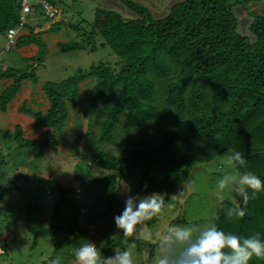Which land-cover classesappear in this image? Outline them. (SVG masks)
<instances>
[{
    "label": "trees",
    "instance_id": "1",
    "mask_svg": "<svg viewBox=\"0 0 264 264\" xmlns=\"http://www.w3.org/2000/svg\"><path fill=\"white\" fill-rule=\"evenodd\" d=\"M49 1L57 5L55 0ZM247 2L251 0H174L160 15L134 0L97 8L88 37L89 33L93 39L101 35L120 57L119 68L99 63L79 68L61 81H47L44 89L50 100L48 113L44 115L24 106L21 110L31 114L37 125L63 129L69 113L66 100L74 108L77 106L81 81L89 77L98 80L85 111L89 121L93 114V118L100 115L101 103L118 88L114 101L106 105L104 120H98L103 123L98 140L116 148L98 150L93 160L89 159L93 154L86 148L90 130L74 141L63 136L61 143L80 159L88 158L93 167L100 168L94 177L86 179L98 189L116 192L120 182L127 181L133 193L140 195L151 187L150 180L160 176L157 164L163 160L171 170L167 171L166 180L172 176L178 183L183 182L199 160V141L208 148L216 138L221 153L228 150L242 153L245 165H236L241 173L250 171L264 181V14L254 11ZM120 5L136 15L127 16ZM239 5L248 11L242 28ZM20 10L18 0H0V33L7 34L9 28L19 25ZM72 25L79 30L80 24ZM30 41L39 44L40 56H44V43L38 38L25 37L16 41V45ZM86 47L80 41L60 44L63 52ZM36 68L0 66V79L14 78L0 96L1 106L7 105L25 78L39 80ZM163 78L168 81L164 88L158 89L156 80ZM159 93L178 118L166 127L153 123L167 115L157 102ZM76 118H72L73 122ZM84 139L85 145L81 143ZM21 145L30 146L31 142ZM92 191L88 189L86 193ZM110 194L109 204L116 203L115 213L120 214L123 199L116 193ZM244 207L246 214L240 217L233 201L223 200L214 226L226 234L242 238L258 235L264 240V190L256 193L249 190V201ZM105 213H113V207H108ZM56 229L69 233L56 223L51 229L55 242L59 241ZM72 234L70 241L76 250L82 240L76 232ZM124 239L118 229L102 256L110 257L117 246L125 248ZM145 243L149 244L138 239V248ZM249 264H264V259L253 257Z\"/></svg>",
    "mask_w": 264,
    "mask_h": 264
},
{
    "label": "rangeland",
    "instance_id": "2",
    "mask_svg": "<svg viewBox=\"0 0 264 264\" xmlns=\"http://www.w3.org/2000/svg\"><path fill=\"white\" fill-rule=\"evenodd\" d=\"M55 1L58 8L63 9L64 15H67L71 24H80L79 30L73 25L67 28L70 37L77 36L79 40L78 35H80L79 41L87 47L76 52L58 53L49 59H44V57L41 60L37 59L36 62L41 63L37 69L39 77L60 80L74 75L79 68H89L99 63H109L117 67L120 57L109 45L105 44L103 37L98 35L93 39L90 33L91 38L88 37L97 8H103V0ZM254 1L256 0H251L246 5L251 6ZM40 10L42 11L41 8ZM240 14H245V11L241 9ZM41 15L42 13L33 9L28 16L29 24H32L37 16H40L39 22L43 24L46 17ZM6 41L7 34L0 33V66L2 68L25 66L13 61L15 52L5 48ZM95 79L98 81L97 78ZM167 81L168 78L156 80L158 89L164 88ZM117 93L118 88L104 99L100 106V115L93 118V114L89 126L85 128L87 131L90 130L86 148L89 154L93 152L89 159L93 160L92 156L96 155L94 153L98 150L116 148L109 142L98 140L103 127V123H98V120L105 116L106 105L114 101ZM157 102L167 115L164 119H155L154 125L166 127V124L176 123L178 120L176 112L164 104L161 93L158 94ZM68 133V123L56 132L48 131L46 138L34 149L33 153H35L29 160L30 149L23 148L19 149V152L14 151L15 139L12 135L1 131L0 137L3 139L4 148L0 155V161H2L0 194L4 189L5 194H1L0 197V264H78L74 255L73 242L70 241L73 236L72 232L79 235L82 240L81 245L89 242L95 243L101 255L105 252L107 242L117 236L118 228L114 217L119 213H115L116 203L109 204V196L112 195L110 192L116 193L123 199L125 206V194L121 186L116 192L114 190L109 192L108 189H98L92 181L86 182V179L94 177L100 168L93 167L88 158H71L59 149L58 144L64 143V138ZM198 149L199 160L192 168L187 180L183 182L178 183L170 176L171 174L167 181V171L171 172L169 163L163 160L161 164H157V173L160 176L152 182L150 180L151 187L139 195L143 197L159 193L164 196L166 202L162 213L144 225L147 238L143 240L149 244L145 243L139 249L137 238L125 237L123 241L125 248L117 246L111 251V256L115 254V250H129L133 254L134 264H155L161 255L158 246L159 236L170 225L197 226L201 229L214 225L222 202L218 198L217 182L225 174L241 172L235 164L228 163L231 150L220 152L218 138L208 148L203 147V141L200 140ZM19 154L23 156L25 162L30 161V167L46 173L47 176L35 175L33 178L29 177V174L25 175L22 169L16 170V164H22L18 158ZM28 179H33L35 184L33 187L26 186ZM125 184L130 188L127 181ZM88 189H93L91 194L86 193ZM128 194L136 196L132 190ZM226 195L231 201L238 202L240 199L231 192H227ZM108 207H113V213L110 215L105 213ZM56 223L69 231L66 233L56 229L59 231L57 242L54 239L55 232L51 231ZM7 244L10 245L7 246Z\"/></svg>",
    "mask_w": 264,
    "mask_h": 264
},
{
    "label": "clouds",
    "instance_id": "3",
    "mask_svg": "<svg viewBox=\"0 0 264 264\" xmlns=\"http://www.w3.org/2000/svg\"><path fill=\"white\" fill-rule=\"evenodd\" d=\"M228 163L243 167L245 158L241 152L235 151L229 154ZM120 186L126 197L125 206L114 217L115 225L125 237L146 239L144 225L162 213L166 206L165 198L159 193L143 197L130 195L128 193L131 189L127 184L121 181ZM249 190L253 193L264 190V181L250 171L225 174L217 182L218 198L221 201L230 198L227 192L240 198L241 203L233 201L236 214L240 217L246 214L244 206L249 201ZM158 246L161 255L155 264H249L253 257L264 259V240L258 235L242 238L226 234L214 225L202 229L197 226L170 225L159 236ZM74 255L78 264H134L131 251L115 250L113 256L103 257L93 242L82 244Z\"/></svg>",
    "mask_w": 264,
    "mask_h": 264
},
{
    "label": "crops",
    "instance_id": "4",
    "mask_svg": "<svg viewBox=\"0 0 264 264\" xmlns=\"http://www.w3.org/2000/svg\"><path fill=\"white\" fill-rule=\"evenodd\" d=\"M134 1H140L141 3H144L149 8H151L155 14L160 15L169 9V7L171 6L174 0H134ZM120 2L121 0H103L102 6L111 7L118 5ZM251 4H252L251 8L254 11H259L262 14H264V0H256ZM121 7L125 10V14L127 16L135 14V13L133 14L131 10H129L126 6L120 5V8ZM238 9H243V11H245V14L240 15L241 16L240 26L242 28L243 27L242 21L248 16V11L244 9L242 5H239ZM34 11H38L42 13L41 16L42 17L45 16L46 21L43 24L40 23L39 22L40 16H37V19L32 24H29L27 20L26 23L28 22V24L25 23L17 28V41L20 42L25 37H33V38L35 37L42 40L45 48V54L44 56H42L44 57V59H49L55 54L62 53L63 51L60 48L61 43L80 40V35H78L79 40L77 39V36H74V38L70 37L67 28L71 27L72 24L68 19L67 15H64L63 9L59 10L57 16L51 19L43 11H41L39 7L34 8ZM59 14H61V16H59ZM58 18H60V20L62 21H58L57 20ZM11 50L15 52L13 61L19 62L20 64H24L25 66H18V67L9 66V67L28 68L31 66H35L37 67L36 68V72H37V69L41 63H37L36 60L37 59L41 60L42 57L40 56L41 48L36 41L23 43L20 46H17L15 44L10 49V51ZM76 51L78 50H75L74 52ZM62 79L54 80L51 78L39 77V80L35 82L33 81L32 78H25L22 81L21 86L17 91V93L7 103V105H5L4 107L0 105V135H1V131H5L6 134L13 136L16 143L14 146V151L16 152H19L20 151L19 149H23V148L30 149L31 154L29 153L30 155L29 160L32 154L35 153V152L33 153L34 149H36L38 145H41V141L46 138L48 131L50 130L56 132L57 128L37 125L36 119L25 110L23 109L21 110V107L24 106L26 108L33 109L35 111H40L44 115H46L50 108V100L48 98L47 92L44 89L45 83L47 81L58 82L61 81ZM13 82H14L13 77L0 79V96ZM97 82L98 81H96L94 77L86 78L80 82L77 106L75 108L68 100H66V103L69 106V115L67 117L69 133L65 137L70 141H74L79 136V134L87 131V129L85 128L89 126L90 121L86 120L87 118L85 117V111L88 108L92 91L96 86ZM74 116H77V118L73 122L72 118ZM22 142H28V144L29 142H31V145L22 146L21 145ZM83 142L84 140L81 143L83 144ZM58 147L63 153L67 154L69 157L71 158L77 157L63 144H58ZM3 148H4L3 139L0 137V155L2 153ZM18 158L20 161H22V164L21 163L16 164V170L22 169L23 173L24 174L26 173L25 175L29 174V177H33V178L35 177V175H38L39 177L47 176L46 173H43L38 169L34 170V168L30 167L29 166L30 161L25 162L21 154L18 155ZM77 158L80 159L79 157ZM1 165H2V161H0V166ZM34 185L35 184L33 179L27 180L26 186L33 187Z\"/></svg>",
    "mask_w": 264,
    "mask_h": 264
},
{
    "label": "built area",
    "instance_id": "5",
    "mask_svg": "<svg viewBox=\"0 0 264 264\" xmlns=\"http://www.w3.org/2000/svg\"><path fill=\"white\" fill-rule=\"evenodd\" d=\"M21 6L20 10V23L17 27L9 28L7 32V45L6 49H11L17 41V28L26 23L28 16L32 13L33 9L40 7L42 11L49 17L55 18L59 13L57 5L52 4L49 0H18ZM1 253V249H0Z\"/></svg>",
    "mask_w": 264,
    "mask_h": 264
},
{
    "label": "water",
    "instance_id": "6",
    "mask_svg": "<svg viewBox=\"0 0 264 264\" xmlns=\"http://www.w3.org/2000/svg\"><path fill=\"white\" fill-rule=\"evenodd\" d=\"M59 16H61V14H59ZM58 21H61L60 18L57 19ZM237 203H241L240 199Z\"/></svg>",
    "mask_w": 264,
    "mask_h": 264
}]
</instances>
